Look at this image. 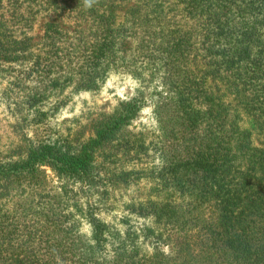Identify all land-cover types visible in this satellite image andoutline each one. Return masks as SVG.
I'll return each mask as SVG.
<instances>
[{"label": "trees", "instance_id": "16d2710c", "mask_svg": "<svg viewBox=\"0 0 264 264\" xmlns=\"http://www.w3.org/2000/svg\"><path fill=\"white\" fill-rule=\"evenodd\" d=\"M38 1L55 17L43 23L47 31L82 26L86 36H76L82 62L74 72L69 68L70 77L27 88L25 120L37 134L57 107L46 109V96L38 93L74 83L91 88L112 67L138 75L131 66L142 64L138 54L144 68L149 59L160 62L170 94L156 104L157 134L150 138L145 130H129L144 105L139 89L96 114L83 138H30L10 119L14 134L0 143V257L27 264L26 254L16 259L9 249L20 221L33 217L54 227L56 246L71 264H264V146L253 142L254 136L264 142V0H96L90 8L85 0ZM67 15L75 17L73 26L63 24ZM3 19L1 13L0 59L14 61L1 39ZM165 106L169 118H163ZM44 166L60 182L53 191L65 198L57 210L30 207L57 199L58 192H47ZM141 183L143 193L156 197L121 200L127 190L139 193ZM75 188L90 198L81 205L71 200ZM130 217L152 223L137 227ZM79 220L88 235L75 230ZM166 244L170 252L162 250ZM105 247L108 257L101 256ZM142 249H154L153 258Z\"/></svg>", "mask_w": 264, "mask_h": 264}, {"label": "rangeland", "instance_id": "374dc122", "mask_svg": "<svg viewBox=\"0 0 264 264\" xmlns=\"http://www.w3.org/2000/svg\"><path fill=\"white\" fill-rule=\"evenodd\" d=\"M34 1L26 3L25 0H22L21 6L18 3L12 6L9 0L2 1L4 11L0 12L4 15L5 29L1 39L3 40V45L7 48V56L10 57L13 54L16 59L8 62L0 59V143L8 142L9 138H11L10 136L14 134L11 135V130L7 126L10 119L16 121L20 126L16 130H23L24 133L28 132L26 135L30 138L43 141L56 140L58 135L67 136L70 140L83 138L89 134V126L91 124L89 122L93 117H96V114L108 111L120 100L133 98L137 89L142 91V95L145 98L144 105L131 121L129 130H145V132L150 133L148 138L156 135L157 122L155 121L156 114L154 109L159 102V98L169 96L171 80L165 79L166 73L160 69V62L149 59L148 68H144L146 66L143 64L141 54H138L139 58L137 61H141L142 64L131 63L135 72H138V75H135L136 77L130 73V67V71L123 67L112 70L114 68L112 67L109 68L111 70L107 74L101 75L91 88H75L74 83L71 87H69L70 84H67V87L63 90H60L59 85L53 90L45 89V92L38 93L46 96L41 101L44 106L47 105L46 109L53 104H57V107L50 110L44 121L45 126L42 124L39 127V134L36 133L35 125L27 124L25 120V110H27L25 107V92H27V88L29 91L34 89L41 90L45 88L44 86L52 78L62 77V80L70 77L68 74L69 68L74 72L77 66L80 68V63L82 62L81 59L79 60L81 45L76 36L82 38L86 36V31L82 26H75V28L68 30L58 28L59 33L54 31V29L53 31H47L43 23L45 20L55 17L45 13L46 10L38 8L39 5L43 6L40 1L37 0L38 5ZM29 3H31L29 6L33 8L32 13L26 8ZM14 6L16 9H14ZM10 9L11 12L9 14ZM74 19L73 15H67L63 16L62 21L66 26H73ZM174 20H179L178 23L188 26L183 18L176 17ZM28 36L30 39H25ZM25 42L31 44L33 52L30 55L29 45L25 48ZM36 54L40 57L39 60H37ZM35 61H38L39 64H35ZM50 62L52 67L48 65ZM119 63L120 61L115 62L117 65ZM41 68L45 71H41ZM38 69L39 71H37ZM193 71L197 72L196 67H193ZM140 74L143 75L141 76ZM72 75L76 78L78 77V74L72 73ZM61 80L59 84L62 83ZM172 93L174 92L172 91ZM165 116L167 118L171 116V111L168 110L167 106H165L163 118ZM260 138V136H254L253 142L259 146H264V142ZM7 147L8 145L4 148ZM43 169L46 174L47 192L49 194L58 192L53 191L59 190L60 182H58V178L47 166H44ZM142 186L143 184L141 183V189L137 194H133L134 190H127L123 196H120L121 200L126 201L131 197H135L145 201L148 197H156L152 193L146 192L148 195L143 193L142 188L145 187ZM75 192V196H72L73 193L70 192V194L68 192L71 196L70 199L76 200L79 198L78 204L80 205L85 203L86 198L87 200L90 198L88 192H81L78 188H75ZM52 195L57 198L53 200V204H47L44 198L41 203H33L30 207L50 206L51 210H55V208L57 210L62 205V202H65V198L60 196L59 192ZM116 209L120 212V216L118 215L116 218L121 220V216L123 217L124 215V212L120 210L122 207L120 206ZM34 220L33 217H30V220L25 222L24 218L20 221L21 227L18 230V236L16 237V230L12 234L11 241L14 242V245L9 250L15 253L16 259H24L21 256L26 254L28 256L27 264L31 259L36 261L37 264H56L57 256L59 258L58 264H71L66 254H61L56 246L54 227L48 228L42 220L41 222ZM129 220H131L130 224L137 227L140 224L149 226L152 223L150 219L135 217H130ZM76 229L85 235L89 234V226L82 220H79ZM70 232H74V230ZM165 238L166 236L161 237L160 242ZM46 240L50 243V248ZM170 246V244H166L162 246V250L170 252L172 250ZM149 248H151L150 245ZM142 250L146 252L144 249ZM153 251L154 249H149L146 253L151 255ZM107 252H110V249L105 247L101 256L108 257ZM63 256H65V259L62 258ZM151 257L153 258L152 255ZM9 262V260H4L0 257V264H8ZM169 263L167 260L166 264ZM12 264L17 263L12 262Z\"/></svg>", "mask_w": 264, "mask_h": 264}, {"label": "clouds", "instance_id": "9594fccd", "mask_svg": "<svg viewBox=\"0 0 264 264\" xmlns=\"http://www.w3.org/2000/svg\"><path fill=\"white\" fill-rule=\"evenodd\" d=\"M96 0H85V4L87 7H92L93 3H95Z\"/></svg>", "mask_w": 264, "mask_h": 264}]
</instances>
